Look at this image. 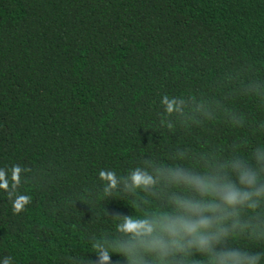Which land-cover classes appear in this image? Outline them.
Masks as SVG:
<instances>
[{"label":"trees","instance_id":"1","mask_svg":"<svg viewBox=\"0 0 264 264\" xmlns=\"http://www.w3.org/2000/svg\"><path fill=\"white\" fill-rule=\"evenodd\" d=\"M162 93L182 111L161 114ZM259 145L264 0H0V167L27 168L31 197L13 214L0 190V258L81 264L96 259L94 239H126L117 216L180 217L208 222L211 252L168 264H211L226 249L264 264V198L223 200L224 184L250 191L232 161L254 164ZM136 167L154 183L100 198L98 170Z\"/></svg>","mask_w":264,"mask_h":264},{"label":"clouds","instance_id":"2","mask_svg":"<svg viewBox=\"0 0 264 264\" xmlns=\"http://www.w3.org/2000/svg\"><path fill=\"white\" fill-rule=\"evenodd\" d=\"M183 101L176 96L162 93L158 99L161 114L171 116L182 111ZM254 164L245 160L232 161L240 182L248 185L250 191L241 192L234 185H223V200L225 205L233 206L249 201L254 205L252 197L257 200L264 198V185L259 181L264 179V145L254 150ZM28 169L21 164L0 167V190L6 192L11 201L13 214H20L30 204L31 197L22 192L26 182ZM99 196L102 200L120 194V185L124 191L142 189L154 183V178L139 167L129 169L126 173H119L112 169H100L97 172ZM189 182L199 185L205 190H211L214 185L202 177H191ZM116 230L125 235V240L109 241L97 238L92 242V250L96 259L86 256L77 257L81 264H115L111 255H122L129 260V264H146L145 257L152 256L156 264H168L166 257L169 253H186L195 247L203 252H211L209 240L204 233L208 229V222H188L183 218L158 217L155 220L136 219L131 216H117ZM186 237L191 239L186 242ZM154 254V255H153ZM211 264H258L259 255L249 254L237 249H226L210 257ZM0 264H15L12 256L0 258Z\"/></svg>","mask_w":264,"mask_h":264}]
</instances>
